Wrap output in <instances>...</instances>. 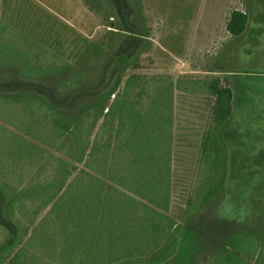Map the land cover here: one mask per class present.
<instances>
[{
    "label": "trees",
    "instance_id": "trees-1",
    "mask_svg": "<svg viewBox=\"0 0 264 264\" xmlns=\"http://www.w3.org/2000/svg\"><path fill=\"white\" fill-rule=\"evenodd\" d=\"M248 24V14L233 11L227 30L238 38ZM9 29L0 25V55L23 50L25 58L12 60L19 87L0 88V108L23 111L24 125L2 111L0 120L31 139L0 124V226L7 232L0 264L24 253V236L46 208L36 227L50 219L43 229L56 240L54 251L62 250L52 258L59 264L68 256L71 264H264V202L259 212L254 203L238 205L247 222L214 250L203 225L191 220L227 194L222 133L233 114L229 85L203 83L215 98L214 124L203 140L186 221L179 224L169 213L175 94L182 81L132 73L122 84L126 53L84 42L77 59L66 62ZM25 215L31 218L22 222Z\"/></svg>",
    "mask_w": 264,
    "mask_h": 264
},
{
    "label": "rangeland",
    "instance_id": "rangeland-1",
    "mask_svg": "<svg viewBox=\"0 0 264 264\" xmlns=\"http://www.w3.org/2000/svg\"><path fill=\"white\" fill-rule=\"evenodd\" d=\"M233 11L249 16L248 27L238 38L227 30ZM1 24L19 33L24 44L46 47L51 54L59 53L66 62L77 59V48L84 42L94 43L101 52L126 53L129 65L123 73L122 84L132 73L164 75L182 81V89L175 94L169 213L179 224L186 221L188 200L197 184L201 165L203 140L214 124L215 98L203 83L220 80L222 86L229 85L234 93L233 114L222 133L228 168L227 194L193 215L191 220L197 227L203 225L199 230L214 250L230 230L247 222L246 213L237 211L238 205L246 208L254 203V209L261 210L264 202V0H0ZM22 51L4 50L0 55L1 89L9 85L19 87L13 81L21 74L12 60L24 59ZM1 111L9 122L24 125L23 111L0 108ZM0 124L10 129L8 132L18 133L20 138L31 139L7 121L0 120ZM2 139L0 136V142ZM47 211L48 208L36 217L24 236L21 245L24 253L10 264H59L52 258L58 257L62 250L54 251L56 240L43 229L49 228L50 219L44 221L43 228L36 227ZM29 218L30 215H25L21 219L27 222ZM6 234L0 226V244ZM66 264H71L69 256Z\"/></svg>",
    "mask_w": 264,
    "mask_h": 264
}]
</instances>
